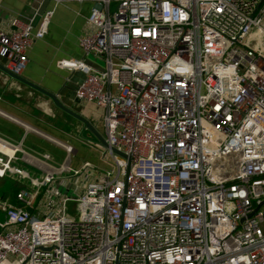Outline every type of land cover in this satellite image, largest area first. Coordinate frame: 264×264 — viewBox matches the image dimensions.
I'll return each instance as SVG.
<instances>
[{
    "label": "built area",
    "instance_id": "obj_1",
    "mask_svg": "<svg viewBox=\"0 0 264 264\" xmlns=\"http://www.w3.org/2000/svg\"><path fill=\"white\" fill-rule=\"evenodd\" d=\"M70 1L91 3L78 47L101 66L59 65L124 158L105 149L91 176L68 145L52 168L0 138V180L27 183L0 196V264H264V0H37ZM52 10L0 31L4 70L21 74ZM56 178L76 198L47 197Z\"/></svg>",
    "mask_w": 264,
    "mask_h": 264
},
{
    "label": "crops",
    "instance_id": "obj_2",
    "mask_svg": "<svg viewBox=\"0 0 264 264\" xmlns=\"http://www.w3.org/2000/svg\"><path fill=\"white\" fill-rule=\"evenodd\" d=\"M51 8L53 10L46 35L33 41L27 49L26 65L19 77L53 95L61 106L85 119L99 132L101 111L92 104L74 99V89L82 80L83 74L59 65L62 61L83 59L92 67H100L95 61L97 59L83 58L78 47V39L93 31V27L87 23L91 3L70 1L53 7L50 2L38 4L36 0H0V31L8 33L12 30L10 24L14 19L24 23L30 22L31 31H34L41 14ZM83 130L84 127L79 121L57 108L47 96L12 79L0 70L1 139L12 145H19L27 154L36 153L41 157L48 154L39 148L38 141H49L63 151L60 145L70 146L67 140L82 135ZM50 160L49 156L48 161ZM99 160L105 167L102 170L97 165L94 167L101 173L108 164L105 152L99 153ZM69 183V180L54 179L47 197L70 198L69 192H76V189ZM64 190H67V193H64ZM47 197L43 198L44 202Z\"/></svg>",
    "mask_w": 264,
    "mask_h": 264
},
{
    "label": "rangeland",
    "instance_id": "obj_3",
    "mask_svg": "<svg viewBox=\"0 0 264 264\" xmlns=\"http://www.w3.org/2000/svg\"><path fill=\"white\" fill-rule=\"evenodd\" d=\"M37 1V0H36ZM44 3V2H43ZM88 60H95L91 56H87ZM97 64L101 66V62L97 61ZM98 128L99 132L101 134L102 129H101V124L98 123ZM77 136V135H76ZM68 143H70L71 148L73 149L72 155L69 157L67 161V166L71 168L72 170H78L81 165L84 162H88L91 166H96L102 170L105 165L101 164V161L99 160V153L105 152V149L102 147H99L98 143L96 142L95 138L90 135V133L84 128L83 134L78 135L77 138H69L67 140ZM39 148L43 151L46 152L51 160L48 161V165L52 166L53 168L57 167L59 164H63L65 162V155L61 149H59L57 146L53 145L51 142L46 141V140H41L38 141ZM31 156L37 158L40 155H37L36 153H31ZM18 157L20 155H17ZM96 167V168H97ZM26 172L32 176V177H37L40 178L43 173L34 171L30 167L25 168ZM43 171H50L49 168L43 167ZM99 174V171L94 173L91 172V176H96ZM70 186L74 185L76 186V192H69L70 198L74 199L76 198V195L79 194V191L81 190V185L80 183L74 184V181H70ZM20 186H27V183L25 181H17L15 178H5L3 180H0V196L1 197H12L14 193L18 189H20ZM75 190V189H74ZM64 193H67V190H64ZM45 198V196H43Z\"/></svg>",
    "mask_w": 264,
    "mask_h": 264
},
{
    "label": "water",
    "instance_id": "obj_4",
    "mask_svg": "<svg viewBox=\"0 0 264 264\" xmlns=\"http://www.w3.org/2000/svg\"><path fill=\"white\" fill-rule=\"evenodd\" d=\"M0 70H1L2 72H4L6 75H8L9 77H11L12 79H14V80H16V81H19V82H21V83H23V84H25V85H27V86L33 88L34 90L39 91V92L42 93L43 95L47 96V97L53 102V104H54L57 108H59L60 110H62V111L65 112L66 114L70 115L71 117H73L74 119H76L77 121H79V122L83 125V127H84V128L90 133V135H91L92 137L95 138L96 142H97L100 146H102V147H103L104 149H106V150H110L111 153H113V154H115V155H117V156H120V157H123V158H124V156H123L122 153L116 151V150L113 149V148H109V147L107 146V144L105 143V141H104V139L102 138V136L100 135V133H99V132H98V131H97V130H96V129L90 124V123H88L85 119L81 118L80 116H78L77 114L73 113L72 111H69L68 109H66V108H64L63 106H61V105L58 103V101L56 100V98H55L53 95H51V94H49V93H46L45 91H42L41 89H39V88H37V87L31 85L30 83L24 81V80H23L22 78H20L19 76H15V75H13V74H10V73L7 72L6 70H4L3 67H1V66H0Z\"/></svg>",
    "mask_w": 264,
    "mask_h": 264
},
{
    "label": "trees",
    "instance_id": "obj_5",
    "mask_svg": "<svg viewBox=\"0 0 264 264\" xmlns=\"http://www.w3.org/2000/svg\"><path fill=\"white\" fill-rule=\"evenodd\" d=\"M5 179V178H4ZM7 179V178H6ZM1 180H3V179H1Z\"/></svg>",
    "mask_w": 264,
    "mask_h": 264
}]
</instances>
